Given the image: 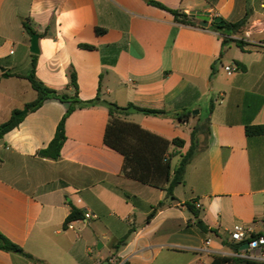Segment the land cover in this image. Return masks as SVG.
Wrapping results in <instances>:
<instances>
[{
  "label": "crops",
  "instance_id": "crops-1",
  "mask_svg": "<svg viewBox=\"0 0 264 264\" xmlns=\"http://www.w3.org/2000/svg\"><path fill=\"white\" fill-rule=\"evenodd\" d=\"M154 1L229 23L247 12L250 18L223 45L213 23L208 28L180 24L148 0H0V87L10 81L19 87L17 95L0 92V125L37 98L25 78L33 55L26 19L39 35L36 76L47 87L67 91L73 66L84 101L99 96L120 106L178 114L204 101L207 114L192 112L188 121L127 117L169 140L185 141L171 152L185 154L199 117L210 120V136L207 141L200 136L185 183L175 188L177 201L170 202L165 190L124 176V157L104 142L110 120L104 105L68 117L58 160L38 152L54 139L69 104L51 99L27 113L0 139V232L39 261L0 250V264H107L112 257L124 264H212L215 255L248 254L247 241L231 239L236 225L249 229L250 238L264 234V31L254 21L264 0ZM97 28L105 32L98 34ZM232 40H241L243 48ZM227 66L235 71L229 74ZM28 91L31 100L23 99ZM247 127H262L263 133L248 136ZM161 201L167 205L146 222ZM187 203L219 236L195 225ZM74 208L83 218L86 212L95 218L70 221L74 229H69Z\"/></svg>",
  "mask_w": 264,
  "mask_h": 264
},
{
  "label": "trees",
  "instance_id": "trees-1",
  "mask_svg": "<svg viewBox=\"0 0 264 264\" xmlns=\"http://www.w3.org/2000/svg\"><path fill=\"white\" fill-rule=\"evenodd\" d=\"M148 2L153 6L171 13L174 16L175 21L180 24L201 28V26L198 25L196 18L191 15L179 10L170 9L154 0H148ZM249 18L250 14L247 12L244 18L238 22H226L225 25L213 24L211 28L214 31L220 32L224 36V45L231 40V38H229L231 35L241 32L248 25ZM30 23V19L24 20L23 27L29 37H32L34 34H37V31ZM104 32V29L97 28L98 34H102ZM40 37H43V35H40ZM232 41H234L239 47L243 48V42L241 40ZM80 47L88 50L95 49V46L86 44H81ZM37 60L38 55L33 54L31 71L27 76H25V78L30 82L33 90L37 92V98L27 104L29 112L37 111L47 100L51 99L69 104L67 112L58 124L54 139L46 148L40 150L38 155L43 158L58 160L61 157V150L67 139L66 122L68 117L78 109L104 105L108 109L110 116V120L105 131L104 142L107 147L119 152L124 157V176L140 183L150 185L151 187L165 190L167 192V200L170 202L177 201L174 193L175 188L185 183V173L187 167L199 150L200 136L204 135L205 141H207L210 136V131L207 129V124L210 121L209 118L199 117V121L191 133V146L185 154H181L180 151L176 150L171 152L170 149L172 146H175L176 148H183L185 141L180 138L169 140L142 127L138 123L129 121L127 117L131 114L138 113L147 116L188 121L192 116V111H188L185 114H178L169 112L165 109L142 108L133 103H130L127 106H120L114 102L100 101L99 96L94 100L84 101L80 98L77 72L73 66H71L68 70V90L61 92L47 87L37 78ZM237 65L240 64L238 63ZM19 112H21V110H15L11 118L0 125V139H2L8 132L17 128L24 119L25 116L22 118L16 117V114ZM258 133H263L262 127H247L248 136ZM179 154H181V159L177 166L173 167L172 160ZM166 205L167 201H161L157 206H155L153 211L148 215L146 222H149L156 215L157 211ZM187 207L196 219L195 225L202 232L205 234L214 233L219 236L217 231L207 226L200 219V211L194 204L187 203ZM76 219H83V217L82 213L74 208L67 221L70 222ZM132 232L133 229L129 230L128 234L119 241V244L115 246L116 250H119L120 247L126 243ZM260 236H264V234L257 235V237ZM241 246L242 244H238L235 247V250L238 252ZM0 250L20 254L31 261H39L31 254L27 253L21 246L7 238L2 232H0ZM212 264H264V262L248 260L238 256L231 257L215 255Z\"/></svg>",
  "mask_w": 264,
  "mask_h": 264
},
{
  "label": "built area",
  "instance_id": "built-area-1",
  "mask_svg": "<svg viewBox=\"0 0 264 264\" xmlns=\"http://www.w3.org/2000/svg\"><path fill=\"white\" fill-rule=\"evenodd\" d=\"M226 71L229 74H232L235 69L232 66L225 67ZM95 218V215L86 212L84 218L82 220H85L86 222L92 220ZM69 229H74L73 222H70L68 224ZM249 229L246 227L238 224L234 227V229L231 232V239L238 243H243L247 241L248 247V254L245 255L243 258L258 262H264V236L260 237H249ZM107 264H124L120 260H118L116 257H112L107 261Z\"/></svg>",
  "mask_w": 264,
  "mask_h": 264
},
{
  "label": "water",
  "instance_id": "water-1",
  "mask_svg": "<svg viewBox=\"0 0 264 264\" xmlns=\"http://www.w3.org/2000/svg\"><path fill=\"white\" fill-rule=\"evenodd\" d=\"M191 16L195 17L198 25H200L201 27H204V28H208L211 23L218 24V25H225L226 24V22L223 20L222 17H220V16L213 17L208 12H202V11L193 12L191 14ZM31 52L33 54H36V55L40 54L39 35L38 34H34L31 38ZM2 71H5V69L2 68ZM27 113H29V108L26 106V107H24V109L21 112L16 114V117L22 118ZM199 113H200V111H198V110L193 112L194 115L199 114ZM244 247L246 249H248L249 245L245 244Z\"/></svg>",
  "mask_w": 264,
  "mask_h": 264
},
{
  "label": "rangeland",
  "instance_id": "rangeland-1",
  "mask_svg": "<svg viewBox=\"0 0 264 264\" xmlns=\"http://www.w3.org/2000/svg\"><path fill=\"white\" fill-rule=\"evenodd\" d=\"M251 21H253V20H251ZM254 21L257 22L258 29H260L261 31H264V9H261L260 14L254 18ZM18 90H19V87H17L15 85V81L6 82L5 85L0 87V92L6 91V92L14 94V95L15 94L17 95ZM32 94H33L32 91H28L26 94H24L23 99L31 100ZM203 103H204V101L200 102L199 108L192 110V112L198 110V111H200L201 115H206L208 107H206V105Z\"/></svg>",
  "mask_w": 264,
  "mask_h": 264
}]
</instances>
